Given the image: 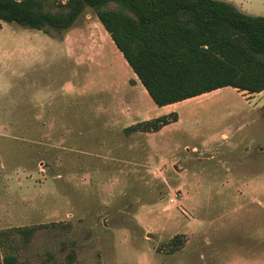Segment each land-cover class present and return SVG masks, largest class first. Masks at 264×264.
<instances>
[{
    "label": "rangeland",
    "instance_id": "1",
    "mask_svg": "<svg viewBox=\"0 0 264 264\" xmlns=\"http://www.w3.org/2000/svg\"><path fill=\"white\" fill-rule=\"evenodd\" d=\"M248 97L155 105L89 7L61 34L2 23L0 230L44 225L10 235L29 264H264V91Z\"/></svg>",
    "mask_w": 264,
    "mask_h": 264
},
{
    "label": "trees",
    "instance_id": "2",
    "mask_svg": "<svg viewBox=\"0 0 264 264\" xmlns=\"http://www.w3.org/2000/svg\"><path fill=\"white\" fill-rule=\"evenodd\" d=\"M88 7L157 106L224 87L247 94L264 90V17L225 0H0V28L17 23L61 34ZM176 121L178 114L170 112L136 122L124 132H158ZM43 226L0 230L6 248L0 264H29L10 235L26 245ZM183 243L176 235L169 251ZM75 260L71 251L60 264Z\"/></svg>",
    "mask_w": 264,
    "mask_h": 264
},
{
    "label": "crops",
    "instance_id": "3",
    "mask_svg": "<svg viewBox=\"0 0 264 264\" xmlns=\"http://www.w3.org/2000/svg\"><path fill=\"white\" fill-rule=\"evenodd\" d=\"M234 4V3H233ZM71 38V36H69V38H68V40L69 41H71V42H73L74 44H76V41H75V39H70ZM75 50H76V48H74ZM216 91V90H215ZM264 91V90H263ZM263 91H261V92H263ZM213 92V91H212ZM261 92H259V93H255V94H247V93H245L247 96H249L248 98H252V97H255L256 95H258V94H260ZM207 94V93H206ZM204 95V94H203ZM201 96V95H200ZM198 97V96H197ZM263 106V105H262Z\"/></svg>",
    "mask_w": 264,
    "mask_h": 264
},
{
    "label": "clouds",
    "instance_id": "4",
    "mask_svg": "<svg viewBox=\"0 0 264 264\" xmlns=\"http://www.w3.org/2000/svg\"><path fill=\"white\" fill-rule=\"evenodd\" d=\"M144 264H148L147 258L144 259Z\"/></svg>",
    "mask_w": 264,
    "mask_h": 264
}]
</instances>
